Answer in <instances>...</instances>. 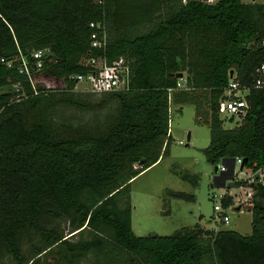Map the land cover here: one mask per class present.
<instances>
[{"label": "trees", "instance_id": "16d2710c", "mask_svg": "<svg viewBox=\"0 0 264 264\" xmlns=\"http://www.w3.org/2000/svg\"><path fill=\"white\" fill-rule=\"evenodd\" d=\"M113 1L0 0V252L14 264H58L48 255L68 261L111 243L128 254L127 264H264V186H252L249 234L196 223L172 234L137 235L129 194V180L169 153L167 89L183 71L187 88L173 99L193 104L197 122L208 124L207 161L221 160L229 172L237 157L246 158L242 169L264 164V89L253 85L264 60V3L141 0L130 20L123 16L128 1ZM102 30L105 46L93 47L91 34L100 38ZM44 47L50 58L35 70L31 53ZM85 55L123 56L129 88L107 92L119 107L104 131L59 136L53 104L58 93L78 90L68 76L86 71ZM21 56L32 81L20 70ZM231 70L249 87L248 106L226 128L220 100ZM58 99L78 104L66 94ZM221 203L232 199L222 196ZM46 216L68 218L75 231L69 236L84 229L90 236L70 240L45 225ZM32 233L40 241L26 253L22 241Z\"/></svg>", "mask_w": 264, "mask_h": 264}, {"label": "rangeland", "instance_id": "374dc122", "mask_svg": "<svg viewBox=\"0 0 264 264\" xmlns=\"http://www.w3.org/2000/svg\"><path fill=\"white\" fill-rule=\"evenodd\" d=\"M125 1L128 3L124 6L123 16L131 20L135 15L137 16L141 0ZM115 2L116 0L113 1L114 4ZM143 6L142 4L141 8ZM182 74L185 72L183 71ZM49 81L55 83L56 77L51 76ZM81 88L83 86L79 84L78 90L60 92L56 95L51 122L53 130L59 136L77 137L85 133H101L118 111L119 102L109 93ZM176 90L169 96V132L172 136L169 153L160 156L156 162L129 180L133 232L137 235L148 233L167 235L182 228H193L199 223L204 228L213 230L227 229L243 234L250 233L251 214L247 204L252 201L253 193L248 195L249 191L252 192V188L246 189L248 185L242 184L240 189L233 183L245 180L248 172L240 169V165L235 163V173L232 172V176L229 171L220 176L219 167L222 161L210 163L202 151L209 142L208 124L197 122L193 104L173 99ZM65 94L75 98L78 104L58 99ZM202 109H205V103L202 104ZM220 117L223 127L229 128L240 121L241 115L235 114L230 119L221 113ZM222 196H230L232 203L224 206L221 203ZM217 203H220L229 215L228 223L221 222L219 217L215 216L213 205ZM237 204L240 206L239 209L236 208ZM42 222L59 229L67 236L75 232L69 219L63 216H46ZM89 236V231L84 229L69 238L77 240ZM39 241V235L32 233L30 239L25 238L22 241V249L28 253L32 250V244H38ZM68 257V261H59L54 255L49 254L47 259L58 264L128 263V254L111 243H107L102 250L91 248L81 255ZM0 264H14V262L9 255L0 252Z\"/></svg>", "mask_w": 264, "mask_h": 264}, {"label": "built area", "instance_id": "2783aa9c", "mask_svg": "<svg viewBox=\"0 0 264 264\" xmlns=\"http://www.w3.org/2000/svg\"><path fill=\"white\" fill-rule=\"evenodd\" d=\"M182 2H187L188 0H181ZM207 3H212L216 0H199ZM261 2L264 3V0ZM90 26L99 27V23L90 22ZM92 41L91 45L93 47H104L106 43V34L105 31L102 30V35L98 38L97 32L94 31L91 34ZM262 46H264V37L261 40ZM31 57L33 59L34 65L33 68L35 70H40L47 59L50 58V49L48 47H44L41 49L34 50L31 53ZM27 58L25 56H21L22 67L21 71H25L29 79H31L32 71L27 65ZM3 60V58H1ZM81 63L85 65L86 71L72 73L68 77L73 79L75 82V88H78V85L81 84L83 86V90H91L94 92H108L114 90H123L129 88L130 76H131V68L129 63L123 56H119L111 61L106 60L104 56H93V55H85L81 58ZM255 87L264 89V60L259 64L256 69V77L254 80ZM15 87H18V84H14ZM187 88L186 85V75L182 74L180 77H177V81L174 87H168V93H170L176 89ZM249 91V87L242 85L237 77L231 76L225 86L224 95L220 100V114L223 113L228 118L231 115H242L245 113V110L248 106L246 100V94ZM242 161L241 157H237L233 161L232 172L235 173V163L240 165ZM220 172L223 173L228 171V166L225 163L220 165ZM241 171V170H240ZM242 172V171H241ZM247 177L245 180L247 181L248 187L252 188L253 185H262L264 186V164L258 168L257 170L248 169ZM242 186H240L241 188ZM215 216L219 217L221 222L228 223L229 215L223 210V207L220 203L213 205Z\"/></svg>", "mask_w": 264, "mask_h": 264}, {"label": "crops", "instance_id": "0c3cea01", "mask_svg": "<svg viewBox=\"0 0 264 264\" xmlns=\"http://www.w3.org/2000/svg\"><path fill=\"white\" fill-rule=\"evenodd\" d=\"M243 1H244V2H258V1H255V0H251V1H245V0H243ZM260 2H261V1H260ZM244 170H245V171H248V169H246V168H245ZM222 185H223V184H222ZM240 186H241V185H239L238 188H240ZM241 188H242V187H241ZM241 188H240V189H241ZM246 189H250V187H246ZM244 192H245V191H244ZM246 192H247V190H246ZM251 193H254V189H253V188H252V192H250V191L248 192V195H251ZM224 194H225V193H224ZM228 194H230V193H228ZM252 195H253V194H252ZM249 204H251V202L248 203L247 206H248ZM236 208L239 209L240 206H238V204H237ZM248 211H249V210H248ZM249 212H250V211H249ZM250 214H251V212H250ZM201 226H202V225H201ZM202 227H203V226H202ZM234 231H236V230H234ZM236 232L240 233L239 231H236ZM240 234H243V233H240ZM248 234H249V233H248Z\"/></svg>", "mask_w": 264, "mask_h": 264}, {"label": "water", "instance_id": "95a60500", "mask_svg": "<svg viewBox=\"0 0 264 264\" xmlns=\"http://www.w3.org/2000/svg\"><path fill=\"white\" fill-rule=\"evenodd\" d=\"M232 70L230 71V73H229V76L231 77L232 76ZM182 75V72L181 73H178L177 74V77H180ZM187 138L189 139V136H187ZM234 161V160H233ZM245 161H246V158H243L242 159V161H241V163H240V169H242V167H243V165H244V163H245ZM222 163L224 164V162L222 161ZM230 172H231V175L230 176H232V168H231V170H230ZM222 175V173L220 172V176ZM229 176V177H230Z\"/></svg>", "mask_w": 264, "mask_h": 264}]
</instances>
